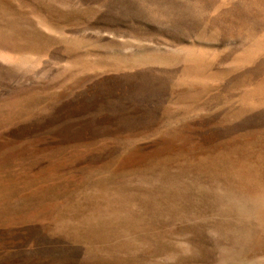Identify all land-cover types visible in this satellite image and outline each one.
<instances>
[{
  "label": "rangeland",
  "instance_id": "1",
  "mask_svg": "<svg viewBox=\"0 0 264 264\" xmlns=\"http://www.w3.org/2000/svg\"><path fill=\"white\" fill-rule=\"evenodd\" d=\"M0 264H264V0H0Z\"/></svg>",
  "mask_w": 264,
  "mask_h": 264
}]
</instances>
